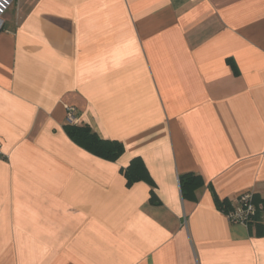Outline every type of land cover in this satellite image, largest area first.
Segmentation results:
<instances>
[{
    "label": "crops",
    "instance_id": "0c3cea01",
    "mask_svg": "<svg viewBox=\"0 0 264 264\" xmlns=\"http://www.w3.org/2000/svg\"><path fill=\"white\" fill-rule=\"evenodd\" d=\"M12 8L0 34V264H264V213L233 224L216 201L264 200V0ZM67 107L122 143L121 157L75 144ZM136 158L153 184H128ZM186 174L204 184L184 198Z\"/></svg>",
    "mask_w": 264,
    "mask_h": 264
},
{
    "label": "trees",
    "instance_id": "16d2710c",
    "mask_svg": "<svg viewBox=\"0 0 264 264\" xmlns=\"http://www.w3.org/2000/svg\"><path fill=\"white\" fill-rule=\"evenodd\" d=\"M66 133L71 140L82 147L84 150L92 153L107 161H117L125 151V147L118 141H111L101 139L89 125H72L67 124L65 127ZM125 177L129 185L140 182L142 180L149 181L153 184L147 169L141 159L136 158L132 161L131 165L124 171ZM180 184L183 193V197H192L198 189H200L204 182L200 176L194 174H186L180 177ZM156 197L153 193L151 202H156ZM218 207L225 214L233 210L231 204L228 201L221 202L216 200ZM253 203L257 208V213L252 221L255 225L260 223L261 214L264 213V200L253 196Z\"/></svg>",
    "mask_w": 264,
    "mask_h": 264
},
{
    "label": "built area",
    "instance_id": "2783aa9c",
    "mask_svg": "<svg viewBox=\"0 0 264 264\" xmlns=\"http://www.w3.org/2000/svg\"><path fill=\"white\" fill-rule=\"evenodd\" d=\"M14 0H0V34L4 30L5 16L13 7ZM67 124L77 125V111L74 107H67ZM2 156V145L0 143V157ZM236 206L232 211L227 213V217L233 224L252 223L257 213V208L253 203V196L251 194H243L236 201Z\"/></svg>",
    "mask_w": 264,
    "mask_h": 264
},
{
    "label": "rangeland",
    "instance_id": "374dc122",
    "mask_svg": "<svg viewBox=\"0 0 264 264\" xmlns=\"http://www.w3.org/2000/svg\"><path fill=\"white\" fill-rule=\"evenodd\" d=\"M16 2V0H15ZM14 8H12V10H10V12H8V14L6 15V17H9L10 15L13 16L14 15Z\"/></svg>",
    "mask_w": 264,
    "mask_h": 264
}]
</instances>
